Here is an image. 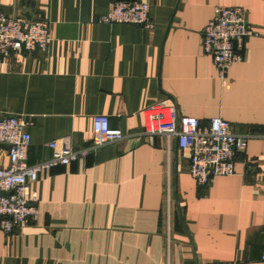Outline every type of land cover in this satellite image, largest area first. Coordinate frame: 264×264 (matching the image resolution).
Here are the masks:
<instances>
[{
	"label": "crops",
	"instance_id": "crops-1",
	"mask_svg": "<svg viewBox=\"0 0 264 264\" xmlns=\"http://www.w3.org/2000/svg\"><path fill=\"white\" fill-rule=\"evenodd\" d=\"M113 1L0 0L50 24L47 52L0 63V116L28 123V163L49 160L53 141L90 147L97 115L125 136L40 174L38 219L0 229V264H264V0H126L151 6L152 28L101 23ZM217 6L242 8L258 34L226 83L202 49ZM165 100L250 137L234 175L200 186L175 138L145 133L144 110Z\"/></svg>",
	"mask_w": 264,
	"mask_h": 264
},
{
	"label": "built area",
	"instance_id": "built-area-1",
	"mask_svg": "<svg viewBox=\"0 0 264 264\" xmlns=\"http://www.w3.org/2000/svg\"><path fill=\"white\" fill-rule=\"evenodd\" d=\"M100 22L146 28L154 25L148 3L126 0L111 2ZM257 36L242 8H215L214 16L202 31V49L211 57L223 83L228 79L230 67L243 60L240 51L245 39ZM50 42V24L47 21H29L0 9V63L18 54L47 52ZM143 116L146 134L175 138L180 149L189 152L190 174L200 186L209 184L215 177L234 175L236 155L246 152L249 145L250 137L236 133L232 124L223 118L214 117L207 125H202L195 117H179L169 100L148 107ZM27 125L18 116H0V146H7L9 159V166L0 168V229L7 235L38 219V194L32 185L42 172L78 163L101 147L125 138L120 129L111 127L108 116L97 115L93 118L90 147L73 149L53 141L49 144L52 157L30 165L31 136L26 130Z\"/></svg>",
	"mask_w": 264,
	"mask_h": 264
},
{
	"label": "water",
	"instance_id": "water-1",
	"mask_svg": "<svg viewBox=\"0 0 264 264\" xmlns=\"http://www.w3.org/2000/svg\"><path fill=\"white\" fill-rule=\"evenodd\" d=\"M24 18H26L27 20H32V17L31 16H24ZM234 47H235V49L237 48V43L235 42L234 43ZM241 53L243 52V48L241 49V51H240ZM179 212H180V210H179ZM181 213V212H180ZM180 223H181V225L183 226V218H182V214H180Z\"/></svg>",
	"mask_w": 264,
	"mask_h": 264
}]
</instances>
